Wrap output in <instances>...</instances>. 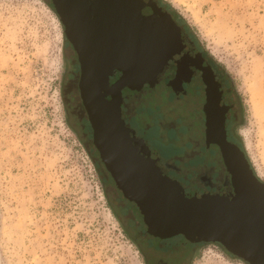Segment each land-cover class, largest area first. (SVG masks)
I'll return each instance as SVG.
<instances>
[{
	"label": "rangeland",
	"instance_id": "374dc122",
	"mask_svg": "<svg viewBox=\"0 0 264 264\" xmlns=\"http://www.w3.org/2000/svg\"><path fill=\"white\" fill-rule=\"evenodd\" d=\"M161 1L227 76L224 94L231 89L239 105L235 139L264 183V0ZM165 77L149 89L121 91V99L142 93L132 117L121 100L125 125L162 161L189 169L178 177L183 185L207 168L197 167L193 152L213 162L214 174L224 172L216 150L201 145L200 114L173 100ZM78 83L77 55L50 0H0V264H145L127 222L138 223V212L120 209ZM191 264L247 263L199 243Z\"/></svg>",
	"mask_w": 264,
	"mask_h": 264
},
{
	"label": "water",
	"instance_id": "95a60500",
	"mask_svg": "<svg viewBox=\"0 0 264 264\" xmlns=\"http://www.w3.org/2000/svg\"><path fill=\"white\" fill-rule=\"evenodd\" d=\"M54 11L64 27V35L77 55L79 94L92 129L93 145L115 185L125 197L135 201L147 224L165 237L183 235L191 242L214 243L247 264H264V183L253 171L246 155L226 141L227 108L220 99L218 82L208 93L204 106L205 143L220 148L230 175L232 192L184 193L174 179H168L155 166L158 154L148 151L145 141L121 119V91L154 87L170 62L176 66L175 81H188L191 72L207 66L193 43L171 15L154 0H52ZM90 55L87 54V51ZM95 80L97 105L92 108L86 90ZM115 72L120 77L109 84ZM109 97L110 100H106ZM109 132L118 138L130 163L119 170L120 154L115 144L104 143L106 106ZM94 109V110H93ZM132 134V137H129ZM117 141V140H116ZM141 147L147 159L138 153ZM110 148L107 155L105 148ZM144 158V159H143ZM132 170V171H131ZM129 180L130 184H127Z\"/></svg>",
	"mask_w": 264,
	"mask_h": 264
},
{
	"label": "flooded vegetation",
	"instance_id": "af4514ba",
	"mask_svg": "<svg viewBox=\"0 0 264 264\" xmlns=\"http://www.w3.org/2000/svg\"><path fill=\"white\" fill-rule=\"evenodd\" d=\"M50 2H52V0H50ZM188 40L193 43L196 50L201 54V57L205 60L207 66H201L195 69L193 72H191V76L188 81L184 79V81L181 84H178L177 82H174L177 72L176 66L173 62H170L162 73V74L164 73L166 74L165 83H164L165 89L169 93V95L172 96L173 100H176L177 102L187 101L193 107L194 115L197 119H199V114H200V120L202 122L201 130H203V132L201 131L203 137V141L201 145L204 144V146H212L213 149L216 150V155H217L216 161L219 162L220 164L221 167L220 171H222L223 169L224 172H221L220 174H214L215 169L212 165L213 162H211L210 160L203 159L205 155H202V153L198 154L196 152L193 153L191 152L192 155H190L189 157H194L198 159L199 157H201L202 162L197 167L199 168V166H202L205 162H207L206 164L207 168L206 170H204V172H202V174H199V170H198L195 173V175L192 176L191 183L187 179L186 182L189 184V185L186 184L187 186L178 182V177L181 178L182 180L183 178L185 179V176L186 177L188 176L189 169L183 170L182 168L172 165L171 162L165 160L162 161L160 157L155 162V166L159 168V170L165 175V177H167L168 179H174L177 183H179V185L183 188L184 193H189L193 195L195 193H204L208 191L210 192L223 191L225 192L226 195H229L232 192V188L230 184V175L227 173L224 163L222 161L220 148L216 144L207 145L205 143L206 114L204 112V106L207 104L208 93L213 91V89L216 86V83L218 82L221 91L220 99L222 100L223 105L227 108V112L225 114V125H224L226 141L232 145L237 146L242 151L240 144L235 139L234 128H233L234 124L238 121L239 118V105L235 97V94H233V92L231 93V89L228 90V95L227 93L226 95L224 94V92L226 91L224 88L225 87L224 84H228V78L224 74V72L219 68L217 64L212 62L206 56L203 50L197 47L191 39L188 38ZM162 74L158 77V82L161 81ZM79 75H80V71H79ZM114 75L115 78L112 79L110 78L111 80H109L110 85L113 84L120 77L119 72H115ZM146 86L147 85H145V87ZM146 88L149 89V87ZM128 92L129 91H127L126 96H123L122 98L124 102L122 105V109L126 113V117H129L128 114L130 115V117H132L134 116L135 108L138 106L140 102L139 94L142 93H134L132 97L129 98L127 95ZM223 95L229 96L226 102L222 99ZM107 99L110 100L109 97ZM121 119H123L122 112H121ZM87 123H88L87 127L91 129L88 119H87ZM125 127L131 129V126L129 125H125ZM227 135L230 136L231 140L227 138ZM129 137L131 138L132 134H129ZM137 139H139V137ZM133 145L137 149L138 153H142V156L147 159V155L144 153L143 149H141V147H139L135 143H133ZM147 149L148 151L157 152L153 148H150L149 146H147ZM99 161L101 165L104 167V170L106 171L108 178L114 182L111 174L107 171L105 164L102 162L100 157H99ZM195 166H193V168H195ZM221 174L223 177L222 180L217 179L221 176ZM115 187L116 190H118L119 195L121 196L124 202L123 205H120V209L124 211L125 207L131 206L138 212V217H139L138 223L130 216L127 217V222L129 227L135 231L136 238L141 245V250L145 260V264H191L192 258H194V256H196V254H198L199 252V242H191L183 235H174L171 237H165V235L159 233V231L156 230L154 225L147 224L145 222L144 217L141 213V209L137 207L136 202L129 200L127 197L123 195V193L116 185Z\"/></svg>",
	"mask_w": 264,
	"mask_h": 264
},
{
	"label": "bare ground",
	"instance_id": "6f19581e",
	"mask_svg": "<svg viewBox=\"0 0 264 264\" xmlns=\"http://www.w3.org/2000/svg\"><path fill=\"white\" fill-rule=\"evenodd\" d=\"M87 54L88 55H90L91 56V54H90V50H89V52L87 51ZM92 57V56H91ZM90 77H89V80H88V86H87V91H88V95H89V99H90V101L92 102V108L94 107V108H96V107H98V105H97V103H98V101H97V98L95 97L96 96V91L97 92H100V89H96V82H95V80L92 82L91 81V78H92V74H91V72H90ZM81 102H82V100H81ZM83 105V104H82ZM84 107V106H83ZM85 109V108H84ZM97 109V108H96ZM94 110V109H93ZM100 115L102 116L103 114H104V118H103V116H102V118L104 119V121L102 122L104 125V127H105V129L106 130H104V132H105V135H104V138H105V140H104V143H105V145H108L107 144V141H110V142H112L113 144H115V143H117L116 145H115V147L116 148H114V152H116V153H118V154H120L119 156L121 157V159L120 160H117L118 162H120L121 163V166L119 165V170L121 171V174H122V172L125 174V171H124V168L126 169L127 168V166L128 165H130V163L126 160V158H124L125 156V153H124V151L122 150V148H121V146H120V143H119V141H118V138L117 137H115L114 136V134H112V133H110L109 132V128H110V125H109V123L107 122V119H106V114H109V108L107 107V105L106 106H102L101 108H100ZM117 140V141H116ZM110 148H105V151H106V153H107V155H109V153H108V151H110L109 150ZM124 156V157H123ZM128 164V165H127ZM132 171V170H131ZM127 181V184H130L129 182V180H126Z\"/></svg>",
	"mask_w": 264,
	"mask_h": 264
},
{
	"label": "trees",
	"instance_id": "16d2710c",
	"mask_svg": "<svg viewBox=\"0 0 264 264\" xmlns=\"http://www.w3.org/2000/svg\"><path fill=\"white\" fill-rule=\"evenodd\" d=\"M160 7H162L163 9H165L170 15H171V13H170V11L165 7V4L161 1V0H154ZM171 18H172V15H171ZM173 19V18H172ZM173 20H175V22L177 23V25L178 26H180V22L178 21V20H176V19H173ZM182 29H183V31L185 32V34H186V36H187V33H186V31L184 30V28L182 27V26H180ZM188 37V36H187ZM98 162V161H97ZM100 162V161H99ZM101 164V163H100Z\"/></svg>",
	"mask_w": 264,
	"mask_h": 264
}]
</instances>
